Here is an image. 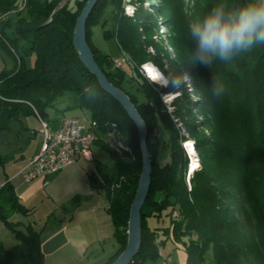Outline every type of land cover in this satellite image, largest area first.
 <instances>
[{
    "label": "trees",
    "instance_id": "16d2710c",
    "mask_svg": "<svg viewBox=\"0 0 264 264\" xmlns=\"http://www.w3.org/2000/svg\"><path fill=\"white\" fill-rule=\"evenodd\" d=\"M157 1L154 11L166 15L173 25L171 45L178 63L170 60V68L179 74L180 66L187 72L198 98L193 102L183 87L172 100L171 111L161 93L175 87L159 85L139 72L148 60L161 68L163 65L147 50L156 44L151 37L155 21L151 14H144L145 0H97L85 25L95 61L108 80L128 94L147 129L151 182L140 210L141 244L128 264H153L168 240L184 245L186 264H205L209 249L213 264H264V44L229 63L214 59L209 67L193 66L187 59L194 43L190 45L187 39L190 20L183 0ZM85 2L0 0V47L13 60L10 66L3 64L0 68V130L8 128L10 120L31 114L50 123L59 113L60 121L69 109L89 112L80 118L97 123L92 161L107 198L118 245L105 263L109 264L126 243L141 153L135 125L121 105L99 87L72 44L75 19ZM126 2L136 4L132 14L124 10ZM219 2L193 0L200 17ZM224 2L238 8L246 0ZM107 12L111 13V23L102 34L114 39L126 56L130 78L138 82L143 99L123 84L125 68L116 66L110 54L91 42L90 26L100 23L105 27ZM30 54L34 61L28 65L25 56ZM216 76L225 85V93L218 100L211 91ZM58 103L65 106L58 108ZM193 106L201 114L200 120L195 118ZM50 110L54 116L50 117ZM178 122L184 125V131ZM204 127L208 133L202 130ZM113 130L121 133L120 146L115 148L102 138ZM160 131L163 139L159 138ZM184 133L194 140L198 154L191 172L182 143ZM94 146L107 155L109 162L97 158ZM161 152L166 153L163 160ZM7 160L0 154V165ZM15 212L27 215L30 209L19 201L14 186L6 179L0 185V222L17 241L10 248L0 241V264H44L40 230L30 223L21 227L20 221L11 220Z\"/></svg>",
    "mask_w": 264,
    "mask_h": 264
},
{
    "label": "crops",
    "instance_id": "0c3cea01",
    "mask_svg": "<svg viewBox=\"0 0 264 264\" xmlns=\"http://www.w3.org/2000/svg\"><path fill=\"white\" fill-rule=\"evenodd\" d=\"M21 118L17 120L20 132H15V136L23 134L22 131L27 134L33 131L35 133L36 129ZM58 122L59 118H56L50 123L56 125ZM41 139L40 136L36 148L28 155L18 151L22 148L21 145H10L9 143L8 150L0 151L1 155L8 157V160L0 165L2 167L0 185L6 179L10 180L19 201L28 207L30 212H32V206L26 201L36 194L41 185L45 187L51 185L50 193L58 199L51 213L53 217L50 219L51 222L48 217L42 227H37L35 222L27 221L35 229L40 230V247L44 253V264H105L118 245L113 235L114 226L107 211V198L100 186L101 182L94 165L92 168H85L86 160L77 158L60 171L49 175L46 184L43 183L41 177L26 180L23 172L38 151ZM89 169H93L92 176L89 174ZM66 180L68 184L72 183L71 180L75 183L67 197L64 195L67 190L54 187H59L60 183ZM54 182L58 185H54ZM47 196H50L49 193ZM16 213H12L10 217ZM13 221H20L21 227L27 224L19 218ZM2 227L5 226L0 222V230ZM0 241L3 243L2 239ZM161 249L163 251H161L158 264H186V252L182 243L168 240ZM90 259L95 260V263H92Z\"/></svg>",
    "mask_w": 264,
    "mask_h": 264
},
{
    "label": "rangeland",
    "instance_id": "374dc122",
    "mask_svg": "<svg viewBox=\"0 0 264 264\" xmlns=\"http://www.w3.org/2000/svg\"><path fill=\"white\" fill-rule=\"evenodd\" d=\"M65 1V0H63ZM70 3H72V0H70ZM158 1H152L150 0L149 2L147 0H145V9L144 10V14H151V16L154 18V25L152 27V44H156V47H153L152 45H149L147 47V50L149 52H151V54L155 55L157 58L160 59L162 65V68L157 65V63L153 60H148L145 63H150L153 64V66H155L162 74L163 76V80H156V79H152V77H148L151 81L162 85V86H166L168 85V80L166 79V77L169 74H175L177 75V71H174L170 68L169 65V61L172 60L173 62H177V56H176V50L173 48V46L171 45L172 42V38H174V31H173V25L167 21V17L166 15H159L157 12L154 11L153 6L154 5H158ZM135 3H128L126 2L124 5V10L126 13L128 14H132L134 7H135ZM183 9L184 12L187 14L189 20H193L197 17H200L199 13L196 12V7L194 6L193 0H183ZM146 18V17H143ZM105 21L107 22V24L105 25V27H103L100 23L94 24L90 26V39L91 42L96 45L97 47H99L100 49H102L103 51H105L106 53L110 54L112 56V58H119L121 59L122 63H121V67H124L127 75H126V80L124 81V85L126 87L131 88L132 92H136L141 99H143L142 93L139 90V84L135 79L130 78V72H131V66L128 62H125L126 60V56L120 52L116 42L114 41V39H106L103 36V31L104 28H109L110 27V23H111V13L107 12L105 14ZM103 19V20H104ZM168 22V23H167ZM173 36V37H172ZM25 61L28 65L32 64L34 61V55L30 54L25 56ZM127 61V60H126ZM13 63V60L11 58V56L0 47V68L2 67L3 64H6L7 66H10ZM139 72L140 74L144 75V76H148L146 75V71L144 69H142V65L139 67ZM132 73V72H131ZM187 73L186 71H184L180 66H179V74H184ZM185 87L189 92L190 95L192 96V100L193 102H195L198 98H197V92L194 91V87H193V81L190 79V81L188 83H186L185 85H183L182 87H175L174 90L166 92V93H161V98L163 100V102L166 104L167 108L169 111L173 110V105L171 104L172 100L174 99V97L176 95H178L181 91V88ZM58 108H62L65 106V103H58L56 105ZM192 112L195 116V118H197L198 120H200L202 118L201 114L199 113V111L193 106L192 108ZM53 110L49 111L50 117L54 116L53 115ZM62 114H58L57 118H60ZM65 116H70V115H77L79 117H86L89 115V112L87 110H82L79 108H73V109H69L66 112H64ZM24 122H29L30 126L33 127L35 130V133H24L23 131L19 136H15V132H20V128L19 126V121L17 120H10L9 122V127L3 130H0V151H6L8 150V143L10 145H17V146H22L21 149H17L20 153H23L25 155H28L30 152H32V150H34L37 146V142L40 138V136L42 137L41 133L38 131V127H39V119L36 115L31 114V115H27V116H22L21 118ZM178 126L180 127V129L182 131L185 130L184 125L181 124V122H178ZM202 130L205 133H208L209 130L208 128L204 127L202 128ZM185 134V140L182 141L183 145L186 146L185 148L187 149V153L189 156V169L188 172H191L192 169L194 167H190L191 164H193L192 160V156L194 154L195 158V162L197 164L198 162V154L197 151L195 149V143L194 140L187 134ZM120 137H121V133L120 131L117 130H113V131H109L108 133H106L105 135L102 136L103 140L105 142H107L111 147L115 148L116 146H120ZM159 138L163 139V133L160 131L159 133ZM189 141V144H186V142ZM190 146V147H189ZM191 148V149H190ZM95 154L97 155V158L100 159L102 162H109L108 157L106 154L104 153H99V149L94 146L93 148ZM99 150V151H98ZM191 153V154H190ZM166 158V153L165 152H161L160 154V159H165ZM81 160H84L83 158H81ZM85 161V160H84ZM86 165L85 168H92L93 167V161H86ZM92 171L93 169H89V174L92 176ZM2 174V167L0 166V176ZM51 180V178H50ZM72 183L68 184V181H63L62 184L60 183L59 187L54 186L55 188H60V190L64 189L67 190L66 192H64L65 196L67 197L68 193L71 191V188H73L72 186L75 184L74 180H71ZM54 185H58L57 182H54ZM50 189H52L51 185H47L46 187L41 185L36 194L34 196H32L28 201H26V203L30 206H32V212H30V214L27 215H21L19 213H16L14 216L10 217L11 220H15L16 218L21 219L22 221H25L27 223L31 222L34 223L35 225L38 227H42L44 222L48 219L49 217V221L50 219H52V211L54 209L55 202L58 200L57 198H55V196L53 194L50 193ZM70 189V190H69ZM47 193H49L50 196H47ZM69 196V195H68ZM62 199V198H61ZM51 222V221H50ZM0 239L3 240V245L6 248H10L12 247V245L14 244V241L16 240L14 237V234L6 227H2L0 230ZM17 241V240H16ZM161 251H163V249H161ZM102 253V252H101ZM164 255V252H163ZM90 261L92 263H95V260L90 259ZM99 261V260H98ZM96 261V262H98ZM160 261V259H158L156 262H154L153 264H158V262ZM205 264H213V259H212V253L211 250H207L205 252Z\"/></svg>",
    "mask_w": 264,
    "mask_h": 264
},
{
    "label": "clouds",
    "instance_id": "9594fccd",
    "mask_svg": "<svg viewBox=\"0 0 264 264\" xmlns=\"http://www.w3.org/2000/svg\"><path fill=\"white\" fill-rule=\"evenodd\" d=\"M189 48L187 59L193 66L209 67L213 60L229 63L235 57L249 53L264 44V0H246L238 8H230L221 0L202 17L187 25ZM166 79L173 87H182L190 81L184 74H169ZM213 97L218 100L225 93V85L216 76L211 82Z\"/></svg>",
    "mask_w": 264,
    "mask_h": 264
},
{
    "label": "water",
    "instance_id": "95a60500",
    "mask_svg": "<svg viewBox=\"0 0 264 264\" xmlns=\"http://www.w3.org/2000/svg\"><path fill=\"white\" fill-rule=\"evenodd\" d=\"M96 2L97 0H86L80 9L74 23L72 44L78 54L79 60L86 69L95 76L99 87L121 105L137 129L141 153V170L137 180L135 193L129 207L126 227V243L118 255L109 263L128 264L138 252L141 244L140 210L151 182V162L146 147L147 129L143 118L128 94L108 80L95 61L93 53L88 45L85 29L86 19Z\"/></svg>",
    "mask_w": 264,
    "mask_h": 264
},
{
    "label": "built area",
    "instance_id": "2783aa9c",
    "mask_svg": "<svg viewBox=\"0 0 264 264\" xmlns=\"http://www.w3.org/2000/svg\"><path fill=\"white\" fill-rule=\"evenodd\" d=\"M121 61L119 58H113L116 66H120ZM146 64H142V69L148 75ZM38 119V131L41 133L42 139L38 151L23 172L26 180L41 177L43 183L46 184L49 175L60 171L77 158H83L86 161L93 160L92 145L97 125L94 120H84L78 116L70 115L62 117L56 126H52L45 119ZM192 158L191 168L196 166L194 154Z\"/></svg>",
    "mask_w": 264,
    "mask_h": 264
},
{
    "label": "bare ground",
    "instance_id": "6f19581e",
    "mask_svg": "<svg viewBox=\"0 0 264 264\" xmlns=\"http://www.w3.org/2000/svg\"><path fill=\"white\" fill-rule=\"evenodd\" d=\"M146 69L148 72V76L152 77V79L163 80V76H162L161 72L155 66H153V64L147 63ZM189 143H190L189 141L186 142V144H189Z\"/></svg>",
    "mask_w": 264,
    "mask_h": 264
}]
</instances>
